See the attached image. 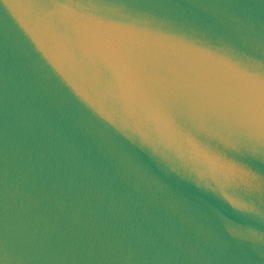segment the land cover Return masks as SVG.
<instances>
[{"label":"water","instance_id":"water-1","mask_svg":"<svg viewBox=\"0 0 264 264\" xmlns=\"http://www.w3.org/2000/svg\"><path fill=\"white\" fill-rule=\"evenodd\" d=\"M0 264H264V0H0Z\"/></svg>","mask_w":264,"mask_h":264},{"label":"clouds","instance_id":"clouds-1","mask_svg":"<svg viewBox=\"0 0 264 264\" xmlns=\"http://www.w3.org/2000/svg\"><path fill=\"white\" fill-rule=\"evenodd\" d=\"M99 114L126 138L138 137L143 146L150 148L169 165L178 164L194 174L198 181L211 179L215 182L219 157L180 129L162 125L152 117L140 118L126 111L120 116ZM173 169L176 170L175 167Z\"/></svg>","mask_w":264,"mask_h":264}]
</instances>
